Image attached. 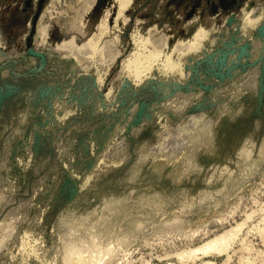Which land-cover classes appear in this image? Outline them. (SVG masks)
<instances>
[{"label":"rangeland","instance_id":"obj_1","mask_svg":"<svg viewBox=\"0 0 264 264\" xmlns=\"http://www.w3.org/2000/svg\"><path fill=\"white\" fill-rule=\"evenodd\" d=\"M121 3L0 0V264H264V0Z\"/></svg>","mask_w":264,"mask_h":264},{"label":"bare ground","instance_id":"obj_2","mask_svg":"<svg viewBox=\"0 0 264 264\" xmlns=\"http://www.w3.org/2000/svg\"><path fill=\"white\" fill-rule=\"evenodd\" d=\"M130 1L131 0H122L121 7L122 8L127 7L130 4ZM259 10H261L260 7H258L257 9H255L253 11H251L248 14V17H246L248 24H253V22L255 20H257V19H254V17L257 16L260 13ZM204 38H205V32L204 31L199 32V34H197V36H196V40L194 41L195 43L193 42V44H190L189 45L190 47L188 49L189 50L196 49L197 46H198V43H200V41L202 39H204ZM148 42H149L148 40L145 41V42H141L140 46H139L140 47V49H139L140 52L138 51V54L135 56V59H133L132 61H129V67L132 70L134 76L137 77V78L140 77L142 72H145L146 70L148 71L150 68H152V66L155 65L158 61H160L159 59L162 57V52L161 51H162L163 47L160 48V46L158 45L159 46V47L157 46L158 48L155 47V49L153 48V50L152 49L150 50V48H152V47L148 46V44H149ZM163 61H164V59H163ZM177 62L175 63V61H173L171 57L170 58L167 57L166 60L164 61V65H163L165 71H167V72H175L176 70H178L179 69V65L177 64ZM174 135H177V134H174ZM176 139H174V140L176 141ZM179 142L180 141L176 142V144H178ZM168 147H170V146L168 145ZM235 233H237V232H235L233 230V231L225 233L224 235L218 236L217 238L209 241L208 243L206 242V244L203 247H201V248H199L197 250L194 249L195 251L186 252V253L182 254L180 256L181 260L182 259L186 260V259L193 258L192 255L193 254H197L199 252H202L203 254H209V253H211L213 251H220V250L223 251L224 248L226 249V247L230 245V243L232 242L233 238H236Z\"/></svg>","mask_w":264,"mask_h":264}]
</instances>
